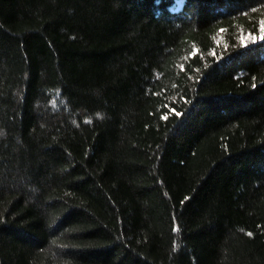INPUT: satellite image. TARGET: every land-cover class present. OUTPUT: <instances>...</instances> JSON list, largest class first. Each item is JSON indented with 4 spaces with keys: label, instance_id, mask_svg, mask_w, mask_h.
<instances>
[{
    "label": "trees",
    "instance_id": "1",
    "mask_svg": "<svg viewBox=\"0 0 264 264\" xmlns=\"http://www.w3.org/2000/svg\"><path fill=\"white\" fill-rule=\"evenodd\" d=\"M0 264H264V0H0Z\"/></svg>",
    "mask_w": 264,
    "mask_h": 264
},
{
    "label": "snow or ice",
    "instance_id": "2",
    "mask_svg": "<svg viewBox=\"0 0 264 264\" xmlns=\"http://www.w3.org/2000/svg\"><path fill=\"white\" fill-rule=\"evenodd\" d=\"M252 39L255 40V37H253ZM249 235H251V233H249Z\"/></svg>",
    "mask_w": 264,
    "mask_h": 264
}]
</instances>
